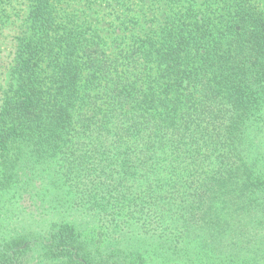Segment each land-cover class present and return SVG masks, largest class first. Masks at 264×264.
<instances>
[{"label": "trees", "instance_id": "obj_1", "mask_svg": "<svg viewBox=\"0 0 264 264\" xmlns=\"http://www.w3.org/2000/svg\"><path fill=\"white\" fill-rule=\"evenodd\" d=\"M32 1L0 109V264H264V0H107L104 29ZM29 194L42 228L12 233Z\"/></svg>", "mask_w": 264, "mask_h": 264}, {"label": "rangeland", "instance_id": "obj_2", "mask_svg": "<svg viewBox=\"0 0 264 264\" xmlns=\"http://www.w3.org/2000/svg\"><path fill=\"white\" fill-rule=\"evenodd\" d=\"M107 0H64L59 6V20L72 22L75 20L79 25H90L104 29L120 22L119 15L115 14ZM127 1V0H126ZM153 2L152 0H128L130 6L136 11L151 14L162 13L165 10V0ZM33 7L32 0H0V109L6 92L14 86V70L17 66L16 52L19 44L29 35L30 12ZM143 16V15H142ZM144 19L140 20L135 32L144 34L147 25H143ZM104 32V31H103ZM102 32V33H103ZM49 196L48 198H52ZM12 201V200H11ZM6 205L7 215H2L7 220L8 231L17 233L25 226L33 224L36 228H42L37 214V205L33 202L31 194L16 199L14 203Z\"/></svg>", "mask_w": 264, "mask_h": 264}]
</instances>
